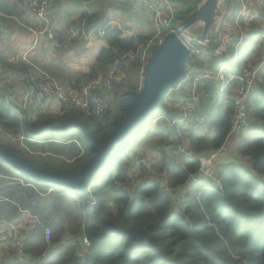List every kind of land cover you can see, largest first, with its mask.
I'll use <instances>...</instances> for the list:
<instances>
[{
	"label": "trees",
	"instance_id": "16d2710c",
	"mask_svg": "<svg viewBox=\"0 0 264 264\" xmlns=\"http://www.w3.org/2000/svg\"><path fill=\"white\" fill-rule=\"evenodd\" d=\"M76 1L94 2V6H98V0ZM99 1L100 15L104 16L108 8H112V4L109 2L104 7L102 5L104 2ZM182 1L184 0H173L174 3H182ZM201 1L194 0L187 9L182 4L180 13L188 16L198 9ZM244 1L252 13L264 17V0ZM133 5L134 3H131V6ZM239 8L240 3H236L234 15H237ZM96 11L94 10L93 13ZM165 11L169 13L166 7ZM1 16L4 17V14L0 15V22L4 23L5 19ZM101 18L93 14L88 17L93 21H99ZM171 29L175 27L171 25L165 34ZM55 33L58 44L62 45L65 42L64 34L61 35L56 31ZM238 36L239 32L233 30L228 57L215 58L213 51L216 43L213 35H208L211 45L205 58L209 68L217 70L230 59L233 60L234 44ZM257 36H259L258 27L253 22L252 27L247 30L245 42L239 47V52L241 53L244 48H251L252 45L257 46ZM137 38L138 42H136ZM149 38L141 35L128 37L118 27L108 28L102 39L106 47L102 48L89 73L83 78L85 81L80 79L74 83L70 82L71 89L81 90L86 82L106 73L123 55L136 52L141 44L148 43ZM157 47L158 45L153 49ZM151 53L150 51L149 56ZM20 60L21 57L14 62L0 61V130L18 140L24 136L26 140L22 145L32 152L31 150L40 147L45 151L41 143L47 139L45 133L50 128L39 130L46 121H50L56 127L73 122L83 123L94 136L96 143L100 146L104 145L110 133L125 119L126 112L121 108L120 100L126 91H139L143 68L148 59L141 61L136 57L130 62L129 67L124 68L125 73L129 69L128 80L119 79L114 84V92L108 99V108L104 114L87 117L83 112L63 105L60 113L79 111L89 119V122L72 120L60 125L56 122L58 117L50 118L41 110L30 113L9 100L14 94L9 93L4 80L10 76L15 78L16 73L29 69ZM238 61L243 60L240 58ZM34 63L50 74L41 63L37 64L35 59ZM239 64L238 62L237 65ZM237 65L234 66L235 70ZM199 66L200 62L194 59L188 69ZM187 85L186 82L181 84V93L176 96L177 100L187 99L185 90ZM211 86L216 88L215 84H207L202 89L207 91ZM212 93L215 95L212 99L215 100L214 103L212 101L213 105L210 104L209 108L207 102L201 106L203 114H206L202 123L171 127L163 120L160 124L152 126V131L148 129L144 133V122L139 124L134 129V131L140 129L138 135L134 137L132 131L118 147L119 149L123 144L128 143V150L118 159L111 157L90 182L87 193L91 199L80 197L69 188L45 186L29 176L25 175L31 181L20 177L32 185L28 190L30 193L35 194V190L39 192L36 197L29 193L28 200L23 205L24 210L27 208L40 211L43 221L40 220L43 227L38 225L21 245L24 257L27 259L45 257L43 264H264V70L255 94L247 101L251 128L247 134L237 135L238 160L217 164L213 168L219 170L217 174L219 184L212 178H200L191 186L188 201L177 207L174 206V195L177 192L169 195L163 191L164 181L173 190L189 184L190 176L198 173L200 160L221 151L229 140L234 117L232 93H218L217 89ZM153 113H155L154 119L179 117V112L166 104V98ZM83 133L85 134L84 131ZM52 143L58 148L54 156L66 160L68 164L81 162L84 158L82 168L95 155L89 140V151L82 148L78 140L72 143L54 138ZM68 143L86 151V153L83 151L84 155L81 159L69 154L66 156L64 149ZM0 147L9 149L2 145ZM142 148L143 150L146 148L144 152L148 151L144 157H150L151 172L146 166L133 165L131 157L141 155ZM80 149L78 154L81 152ZM179 149L193 152L196 155L194 157L197 158L185 157ZM37 156L42 160L48 156L52 157ZM157 157H163L162 162L155 163L154 159ZM2 163L4 162L0 161V164ZM33 164L56 173L76 174L82 169L80 167L75 171L62 172ZM135 170L142 174L149 171L151 175L138 181L136 186H132L131 184L136 182L133 174ZM156 172L163 174L164 177L156 178L154 175ZM11 174L10 167L4 168L0 165V180H9L6 177ZM8 183L16 182L10 180ZM51 189L49 194L52 205L45 211L44 203L37 205V201H40L41 196H45ZM0 193L2 194L1 190ZM8 198L7 196L6 201L20 208L18 203H14L16 201L12 202L13 200ZM51 209L52 212H49ZM18 216L19 214L16 213L15 217ZM99 218L119 228L132 227L135 230H143L145 234L140 239H130L127 233H115L101 226ZM45 228L50 229V241L46 239ZM84 238L89 241V247L81 243ZM18 248L19 245L14 250L16 256ZM16 261L19 264H26L18 259Z\"/></svg>",
	"mask_w": 264,
	"mask_h": 264
},
{
	"label": "built area",
	"instance_id": "2783aa9c",
	"mask_svg": "<svg viewBox=\"0 0 264 264\" xmlns=\"http://www.w3.org/2000/svg\"><path fill=\"white\" fill-rule=\"evenodd\" d=\"M31 12L36 20L40 23L39 27L29 28L27 30L31 34V41L24 47L20 54L22 64L29 67L24 72L18 74L17 80L23 86V96L16 97L13 95L9 98L11 103L20 106L21 108L34 113L35 111H45L47 108L42 105L48 104L53 106L58 111L65 105L66 107L75 108L83 112L88 117H98L104 114L108 108V99L113 92L114 84L117 82L123 68L127 67L130 62L138 57L140 50L145 46L141 44L136 52H129L116 60L110 69L100 75L97 79L88 81L84 84L81 90H70L63 86V84L57 79L53 78L48 72L41 67L35 65L34 59L38 51V47L43 41L49 43H56L57 36L55 33V27L49 11L57 5L60 0H29ZM136 3L142 6L143 9H147L152 14V23L155 29V35L153 39H157L159 45L165 34V29L168 26V21L163 14L165 7L169 13L172 12L173 0H135ZM240 3V8L237 15L235 13L234 0L227 1L228 10L223 13V16L219 18L210 30V34L214 37V43H216L213 51L215 58H221L223 56H229L230 46L232 45V33L237 29L239 32L238 39L234 44L235 54L233 63L230 66L226 64L221 65L217 70L209 68L208 65L203 67H195L188 69V75L183 83H188L186 87L187 99L177 100L176 96L181 92V85L168 91L166 94V104L179 112V117L172 119H166L162 117L166 124L171 127H181L183 125H193L195 123H202L205 120V115L201 112V106L204 103V92L202 87L207 84H215L218 93H232L234 103V117L231 134L241 135L248 132L251 128V117L248 110L247 101L255 94L258 84L260 82L261 73L264 70V17H260L249 9L244 0H236ZM159 3V4H157ZM0 15H3L0 5ZM231 18L233 26L229 27L228 19ZM255 22L259 26V42L260 49H262V56L259 60L251 63L238 61L240 59L239 47L245 42L248 28ZM117 27L115 22L109 21L104 26L86 29L85 25L75 27L69 26L67 29L68 37L65 43H69L78 37H82L84 40H91L93 38L103 39L106 35V31L110 27ZM120 29V28H119ZM121 30V29H120ZM128 37H137V34H132L127 31ZM207 37L202 40L199 38L180 33L179 37L186 45L190 55L194 59L205 58V54L208 53V47L211 45V40ZM138 38L137 41L138 42ZM150 41H148L149 43ZM258 42V46H259ZM151 43V42H150ZM240 63L237 65V63ZM247 63V64H246ZM237 65V69L234 66ZM182 83V84H183ZM173 93V95H172ZM39 106V107H37ZM34 110V111H32ZM162 120V121H163ZM20 139L24 142L26 139L21 136ZM185 157L196 156L193 152L186 149H179ZM197 158V157H194ZM217 158V153L210 155V157L202 158L200 160V167L196 175H191L189 178V184L181 186L179 189L169 188L166 181H164L163 191L167 194H173L174 192L180 193L179 196L174 195V206H181L189 199V191L193 183H196L200 178H212L217 184L219 181L214 179L211 173L213 172V163ZM146 162V161H145ZM144 158L138 157V161H135L136 166H145ZM164 177V175H163ZM161 177V178H163ZM160 179V178H159ZM31 186L30 184H24ZM222 189V187H219ZM33 218V217H32ZM36 218V217H34ZM36 223L40 227L43 225L36 218ZM45 235L47 241H50L51 232L50 229L45 228ZM83 244L89 247V241L83 239ZM17 258L19 260L27 261L28 264H43L45 257L34 259L25 258L21 245L17 250Z\"/></svg>",
	"mask_w": 264,
	"mask_h": 264
},
{
	"label": "crops",
	"instance_id": "0c3cea01",
	"mask_svg": "<svg viewBox=\"0 0 264 264\" xmlns=\"http://www.w3.org/2000/svg\"><path fill=\"white\" fill-rule=\"evenodd\" d=\"M94 4V2L61 0L57 6L50 10L51 12L49 11L53 25L56 24V26L54 25L55 31L61 35L64 34L66 41L68 37L67 28L70 23L75 27H80L84 24L86 29L101 27L109 21L119 23L124 29H127V26H132L133 29H136V27H139V24L144 25L140 23L138 15L130 17L126 11L121 13L112 10V13H109L108 11L110 8H108L106 15L102 16L100 15L99 8L100 1L98 0V6H94ZM0 5L2 13L4 14V17H1L5 19L4 23L0 22V61H18L21 54L20 51L31 41L32 38L30 32L25 27L36 28L40 26V23L31 12L29 0H0ZM226 9L228 10V8ZM94 10H97L96 13H93ZM92 14L101 16L102 18L99 19V21H93V19L89 20L88 17L92 16ZM256 25L259 29L257 23ZM144 31L146 32L145 26ZM258 37L257 41L259 42L260 36ZM69 43L66 44L63 42L62 45H59L58 37L56 43L43 41L38 47V51L35 55V62L37 64L41 63L50 74H52L58 81L62 82L65 88L74 90L73 88L71 89V86L69 85L70 82L74 83L77 80L83 79L89 73L91 66L97 60L100 51L102 48H105L106 45L101 38L84 40L82 37H78ZM260 44L261 41L259 42V46L257 44L258 48L256 47V44L254 46L252 45L253 47L251 46V48H244L242 52L245 55L242 60L244 62L248 61L249 63L256 61L257 59L255 60L254 57L259 53ZM66 81L68 84H65ZM214 89H216L215 86H211L207 91H203L206 97H204V103L207 104L208 102L209 108L211 107L210 104L213 105L215 102V100H212L215 98V95H213L214 93H212ZM22 96L23 92L20 97ZM49 107L50 108H47L44 112L51 114L58 112V109L55 107ZM237 143L238 136L231 134L229 140L225 143L224 148L217 152L214 166L217 164L220 165L221 163L225 164L230 160L237 161ZM6 178L14 180L16 183H0V190L2 191V194L0 193V208H2L0 213V264H19L16 261L18 258L16 254H14V250L17 245H23L30 232L38 227L36 218L39 220L41 212L36 209L28 210L26 208V210H24L25 208L23 205L28 200L30 193L28 190L31 189L30 187H32V185L27 186L22 184V182L26 183V181L20 177L16 178L7 176ZM17 182L20 183V187H22L21 189L17 188ZM30 194L36 197L39 192L35 190L36 195L34 193ZM7 196L9 197L8 199L13 200L12 202L16 201L14 203H18L20 208L18 206L16 207L10 201H6ZM41 197H44V195ZM42 203V199L37 201V205H42ZM16 213L19 214L18 217H15ZM81 243L83 242L81 241ZM19 261L28 264L27 261Z\"/></svg>",
	"mask_w": 264,
	"mask_h": 264
},
{
	"label": "water",
	"instance_id": "95a60500",
	"mask_svg": "<svg viewBox=\"0 0 264 264\" xmlns=\"http://www.w3.org/2000/svg\"><path fill=\"white\" fill-rule=\"evenodd\" d=\"M223 16L220 0H202L200 6L181 26L164 36L157 48L153 49L143 71V82L139 91H126L120 106L126 112L125 119L110 133L104 145L96 143L94 136L83 123L73 122L62 127L46 121L39 131L49 127L52 130H66L79 127L85 132L95 155L76 174L56 173L34 165L24 156L0 147V161L18 172L43 183L45 186H60L74 190L78 196L91 199L87 188L98 170L111 158L127 136L163 104V100L172 89L178 88L187 78L188 67L193 63L186 45L179 37L196 24H203L201 39L209 34L215 22ZM104 228L115 233H127L130 239H140L145 231L132 227L119 228L99 218Z\"/></svg>",
	"mask_w": 264,
	"mask_h": 264
},
{
	"label": "rangeland",
	"instance_id": "374dc122",
	"mask_svg": "<svg viewBox=\"0 0 264 264\" xmlns=\"http://www.w3.org/2000/svg\"><path fill=\"white\" fill-rule=\"evenodd\" d=\"M193 1L194 0H184V1H182V3L175 2L174 3L175 5H173V7H172V12L173 13H171V11H170V13H168L165 10H163V14H164L165 18L168 21V26L166 27L165 32L169 29V27H171V25H172V27H175V29H171V30H179L180 26L191 15H193L195 13V12H191L188 16H186L184 13H180L182 11L183 6H184L185 9H187L193 3ZM227 1L228 0H220V9H221V11L223 13H225L227 11V9H226L227 5H228ZM102 2H104V3H102V5L104 7H106L108 5L107 3H109V2L112 4V6H111L112 8H110L109 11H108L109 13H112V10H116V11H119L121 13L126 11V13H128V16H130V17H134L136 15L139 16L140 23H142L144 25L139 24L138 25L139 27H136V29L134 28L135 30L132 28V26H127V30H130V32L128 31L129 33H132V34L136 33L138 36L141 35V36H145V37H150L149 41L151 43L150 42L146 43L145 46L140 50L139 56L137 57V59H140L141 61L145 60L146 58L148 59L150 57L149 56L150 51L152 52L153 48L157 44V39H153V37H154V35L156 33H155V29H154V26H153V23H152V14H151V12L148 11L146 8L143 9L142 6L140 7V5L138 3H136L135 0H131V1H128V0H103ZM115 3H117V4H115ZM131 3H134V5L131 6ZM236 3H237L236 0H234V4L235 5H236ZM157 4H159V3H157ZM182 4H183V6H182ZM200 4H199V6H200ZM245 4L248 6V4L246 2H245ZM123 7H125L126 9H123ZM228 23H229V27L233 26V22H232L231 18L228 19ZM70 25H71V23H70ZM127 25H129V24H127ZM69 26H68V28H69ZM144 26L146 28V32L144 31ZM114 27H115V25H114ZM117 27L120 28L123 31H126L119 23H117ZM25 28L27 29V27H25ZM171 30H169V31H171ZM234 31H238V30L235 29ZM184 33L186 35H190V36L199 38L201 36V34L203 33V26L200 25V24H198V25L196 24L195 27L189 28ZM124 34L127 35L126 33H124ZM209 34H210V32H209ZM245 34L247 36V32H245ZM258 38L259 37L257 36L256 40H258ZM81 41H83V40H81ZM69 44H71V43H69ZM24 47L20 51L21 53H22ZM64 49L66 50L65 47H64ZM258 52H257L258 54L254 57L255 60L256 59L259 60L261 58V56H262V51L260 50ZM205 55L207 56L208 53L205 54ZM244 55L245 54L243 52L240 53V57L242 59L244 58ZM206 56H204V57H206ZM199 62H200V66L199 67H203L205 65H208V62H207L206 58L199 59ZM232 63H233V60L230 59L226 63V65L230 66V65H232ZM129 66L130 65H128L127 67H129ZM123 71H124V68H123V70H122V72H121V74L119 76L120 77L119 79H121L123 81H126V80H128V77H129V75H128L129 74V69H128L127 73H125ZM143 71H144V68H143ZM19 73L20 72L16 73L15 78L10 76L8 78V80L4 81V84L7 86L9 93L13 92V94L16 97H20L22 95V92H23V86L17 80V77H18ZM15 80L17 81V84H16ZM142 82H143V72H142ZM65 84H68V82L66 81ZM141 86H142V83H141ZM113 92H114V90H113ZM172 95H173V93H172ZM204 97H205V95H204ZM37 107H39V106H37ZM42 107L50 108L48 104L42 105ZM32 111H34V110H32ZM46 116H49L50 118H52V117L57 118L58 117V119H56V122H57L58 125L62 124L63 122L72 121V120H81L82 122H89V119L87 118L88 116L86 117V116L82 115L79 111H74V110L70 111V112H65V113H60L58 111L54 115H51V113H47ZM154 116H155V113H153L152 116L149 117V119L146 122H144V126H143L144 127V131H143V133L146 130H148V129H150L152 131L151 127L156 125V124H160V122L163 120L162 117H159V118L156 117L154 119ZM90 127L92 128L91 125H90ZM164 129H167V127H164ZM139 130L140 129H136L132 133L134 135V137H136L138 135ZM245 134H247V132H245L244 135ZM145 135H147V134H145ZM45 136L47 137V139H45L41 143V144L44 145L45 151L40 147V148H36V149H33V150L30 149L32 152H29L22 145L23 142H22L21 139L18 140L16 138H14V136H12V135H10V134H8L6 132H3L1 130H0V145L15 151V152L19 153L20 155L25 156L26 158L30 159L33 163L37 164L38 166H43L44 168H48V169H51V170H54V171H62V172L63 171H67V172L68 171H75L77 169H80L81 165L83 164L84 158H83V160L81 162H77L75 164L74 163L68 164L66 162V160L58 158L56 155L54 156V153L57 152L58 148L55 147V145H53L52 142H53L54 138L55 139H59V140H61L63 142H67L68 141V142H72V143H74V142H76L78 140L80 142V144H81V147L84 148L85 150L87 149L89 151V143H88L87 137L83 133L81 128H79V127H71L69 129H66V130H52V129H48L46 131V133H45ZM165 137H166V135H165ZM72 143H68V146L64 149V151H66L65 153H67L66 156L71 155V156L76 157L77 159H79V158L81 159L83 157V155H84L83 151H85V150H81L80 148H78V149L81 150L80 154H78L79 151H78L77 147L74 144H72ZM51 145H53L54 147L51 146ZM128 147H129L128 143L123 144L115 152L113 158L118 159L122 154H124L128 150ZM74 150H76V151H74ZM144 150H146V148H144ZM144 150L142 148L141 149V151H142L141 155H133L131 157V159L133 160V162H135V161H138V157L139 156H142L144 158V162L146 161L145 162L146 168L151 172V170H150V162H149L150 161V157H148V156L146 158L144 157V155L146 153H148V151L144 152ZM85 153H86V151H85ZM37 155H40L42 157L50 155L52 157L48 156V157H45L42 160V158L37 156ZM162 159H163V157H157V159H154V162L155 163L162 162ZM0 165H2V167H4V168L9 167L5 163H2ZM133 165H135V163ZM213 168H214V163H213ZM10 169L12 171V174L10 176L16 177V178L23 177L27 181L28 180L31 181L25 175H23L22 173L18 172L17 170H15V169H13L11 167H10ZM149 171L145 172L144 174H142L141 172H138V171L135 170L133 172V174H134V178L136 179V182L135 183L133 182L131 185L132 186H134V185L136 186L138 184L137 183L138 181H142L145 178H147L149 175H151L149 173ZM212 171L213 172L211 173V175L213 176L214 179L217 180V174H218L219 170L213 169ZM154 175L156 176V178L163 177V174H160V173H157V172L154 173ZM10 180L11 179H9V180H0V182L5 184V183L10 182ZM22 184H29V183L22 182ZM16 186H18L17 188H19V189L22 188V187H20L21 185H20L19 182H17ZM51 191H52V189L50 191H48L44 197H41V199H42V201L44 203L45 211H47V209H46L47 207L52 205L51 195L49 194V193H51ZM179 195H180V193H177L175 196H179ZM49 212H52V209ZM49 212H45V213H49ZM39 219L42 221V216Z\"/></svg>",
	"mask_w": 264,
	"mask_h": 264
},
{
	"label": "bare ground",
	"instance_id": "6f19581e",
	"mask_svg": "<svg viewBox=\"0 0 264 264\" xmlns=\"http://www.w3.org/2000/svg\"><path fill=\"white\" fill-rule=\"evenodd\" d=\"M197 25H198V24H197ZM200 25H202V26H203V24H201V23H200Z\"/></svg>",
	"mask_w": 264,
	"mask_h": 264
},
{
	"label": "clouds",
	"instance_id": "9594fccd",
	"mask_svg": "<svg viewBox=\"0 0 264 264\" xmlns=\"http://www.w3.org/2000/svg\"><path fill=\"white\" fill-rule=\"evenodd\" d=\"M240 56V55H239ZM241 58V57H240ZM241 62H243L244 63V61H241Z\"/></svg>",
	"mask_w": 264,
	"mask_h": 264
}]
</instances>
